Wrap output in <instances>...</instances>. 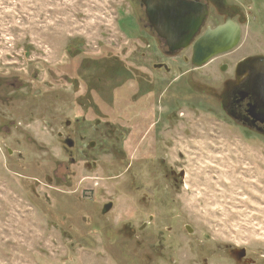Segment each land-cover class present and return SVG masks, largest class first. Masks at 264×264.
I'll use <instances>...</instances> for the list:
<instances>
[{"label": "rangeland", "instance_id": "1", "mask_svg": "<svg viewBox=\"0 0 264 264\" xmlns=\"http://www.w3.org/2000/svg\"><path fill=\"white\" fill-rule=\"evenodd\" d=\"M240 1L252 15L242 26L240 44L226 58L230 60L264 54V0ZM146 27L139 0H0V74L25 73L30 77L35 73L39 83L50 80L47 69L53 70L65 50L82 48L95 53L106 47L116 51L129 40L131 44L133 39L149 38ZM154 46L158 49L156 43ZM139 49L138 58L144 47ZM128 55L132 57L133 52ZM223 59L188 74V81L219 87L225 76L216 65ZM172 63L175 68L182 66L179 59ZM182 67L184 71L191 68ZM11 77L0 79V112L19 128H9V122L4 121L0 134V264H188V259H180L191 251L189 238L182 231V216L156 215L155 233H173L171 240H175L173 251L165 253L166 259H159L154 251V229L131 236L123 227L130 208L140 203L135 185L148 181L142 174L145 169L136 167L126 172L121 160L113 156L116 160L111 161L109 155L104 156L109 164L103 163V169L89 173L79 166L72 185L63 179L53 180L49 160L57 155L63 159V153L43 121H51L48 114L52 111L64 115L62 102L53 110L48 102L51 94L35 87L32 91V83L25 78L27 82L20 89L22 81ZM162 99L166 100L160 108L162 127L172 126L162 138L174 146L168 150L173 155L170 159H177L180 150L189 159L191 177L183 198L189 200L191 223L197 229H208L205 232L212 240L231 241L261 255L264 141L231 122L206 94L196 95L190 90L184 99L175 94ZM175 111L184 113L178 116L180 121L173 115ZM45 145L49 151L42 148ZM9 149L16 154L8 155ZM165 153L159 151L157 155ZM45 164V172L50 173L38 183L34 178ZM244 165L247 173L241 177L234 168L239 173ZM153 181L158 186L163 184L159 177ZM113 196L117 205L102 215V203ZM181 203V198L175 203L179 209ZM120 219L122 225L118 224ZM169 224L175 228L171 232L166 229ZM172 255L177 257L175 261L169 259ZM257 260V264H264V259Z\"/></svg>", "mask_w": 264, "mask_h": 264}, {"label": "flooded vegetation", "instance_id": "2", "mask_svg": "<svg viewBox=\"0 0 264 264\" xmlns=\"http://www.w3.org/2000/svg\"><path fill=\"white\" fill-rule=\"evenodd\" d=\"M190 1L197 6L203 5L207 10L206 18L197 30L195 39L203 35L209 27L216 28L227 20L238 23L243 33L242 26L247 22V16L252 15L251 9L241 4L240 0ZM139 2L147 21L146 34L152 36L153 41H150V37L139 38L136 42L132 38L134 41L131 44L129 40L116 51L106 47L95 53L82 48L65 50L60 61L54 64L53 70L47 69V75L51 79L46 77L47 79L40 83L37 80L39 75L35 73L30 77L25 73L0 74L5 77L0 79L5 81L6 76H15L22 81L20 89H23L27 82L24 78L28 79L32 83V91L35 87L36 91L51 94L52 99L48 102L53 110L58 106L56 104L62 102L61 109L65 114H55L52 111L48 114L52 115L51 121H43L45 128L50 129L52 136L56 137L59 150L63 153V159H59L57 155L49 160L53 180L63 179L72 185L79 166L86 168L89 173L103 169V163L105 166L109 164V159L104 156L109 155L111 161L118 157L120 164L125 165L126 172L130 173L136 167L145 169L142 174L147 175L148 181L135 185L140 203L135 208H130L129 216L123 221V227L129 235L137 236L139 232L153 229L155 233L157 214L182 216V231L189 238L191 251L180 259H188V264H257V259H264V249L261 255H256L244 245L212 240V236L205 232L208 229H197L191 223L189 200L187 197L183 198V194H188L184 193V190H188L191 177L189 159L181 150L176 156L177 159H170L173 155L168 150L174 149V146L170 141L164 143L162 138L165 130H172V126L162 127L164 120L160 108L166 105V100L164 102L162 98L167 99L170 94H175L179 99L186 98L190 90L196 95L206 94L219 104L221 111L231 122L249 135L254 133L264 141V122L261 121L263 116L258 114L260 108L255 106L256 98L250 89L254 69L242 63L249 56L264 54H247L236 60L226 59L236 47L212 58L209 62L225 57L216 65L219 72L225 76L219 87L205 85L195 79L188 81V74L203 68L209 62L196 66L191 60V46L178 49L170 46L167 39L155 30L146 15L142 0ZM154 43L158 45V49ZM141 47L144 49H141L138 58V48ZM187 50H190L189 56L186 55ZM130 52H133L132 57L128 55ZM176 59L182 62V66L190 65L191 68L187 71H184L181 65L175 68L172 62ZM258 63L264 65V57L259 59ZM185 77L187 81L183 79ZM36 80L38 84L35 83ZM2 83L1 81V85ZM12 86L10 88H13ZM8 97L11 98L10 95ZM173 115L180 121L178 116H183L184 113L175 111ZM5 118V113L0 112V134L2 126L5 125L4 121L9 122V128H19L17 124L14 125L10 119L7 121ZM171 119L170 117L168 121ZM33 143L36 144L35 141ZM42 148L45 151L50 149L47 145ZM164 150L168 153L157 155V152ZM13 154L16 152L9 149L8 155ZM45 166L48 165L39 167L41 173L34 178L38 183H41L39 178L47 177L50 173L45 172L48 169ZM234 171L241 177L247 173L245 165L239 169V173L236 168ZM156 177L163 181L161 186L153 181ZM179 198L182 201L180 209L175 204ZM116 205L117 199L113 196L102 203L101 214L108 215ZM142 213L145 215L139 222ZM86 220L92 222L91 217L87 216ZM120 223L121 219L118 221V224ZM166 229L171 232L175 228L173 224H169ZM172 235L173 233L169 235L162 230L154 234V251L159 259H166L165 253L173 251L175 240H171ZM169 259L175 261L177 257L172 255Z\"/></svg>", "mask_w": 264, "mask_h": 264}, {"label": "water", "instance_id": "3", "mask_svg": "<svg viewBox=\"0 0 264 264\" xmlns=\"http://www.w3.org/2000/svg\"><path fill=\"white\" fill-rule=\"evenodd\" d=\"M146 15L158 34L167 39L174 49L192 47V63L202 66L215 56L238 47L241 41V27L234 21L211 28L195 39L197 30L207 15L203 5L197 6L190 0H142ZM263 55H253L243 60V65L254 69L251 93L255 106L264 122V65L258 63ZM258 63V65H257Z\"/></svg>", "mask_w": 264, "mask_h": 264}]
</instances>
